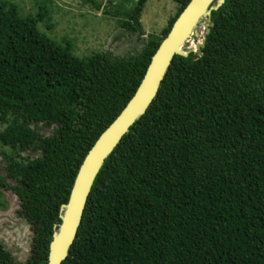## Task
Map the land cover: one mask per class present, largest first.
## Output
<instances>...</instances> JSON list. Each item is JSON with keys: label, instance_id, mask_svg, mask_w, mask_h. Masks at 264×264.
I'll use <instances>...</instances> for the list:
<instances>
[{"label": "trees", "instance_id": "16d2710c", "mask_svg": "<svg viewBox=\"0 0 264 264\" xmlns=\"http://www.w3.org/2000/svg\"><path fill=\"white\" fill-rule=\"evenodd\" d=\"M137 0L123 26L145 36L126 56L81 59L42 32L41 8L21 17L0 1V143L39 150L10 162L7 187L33 231L16 262L47 264L86 153L141 82L160 33H146ZM211 5L202 55H174L156 96L104 160L62 264H264V0ZM51 28V26H50ZM205 29V31H206ZM54 127L48 137L39 125Z\"/></svg>", "mask_w": 264, "mask_h": 264}, {"label": "rangeland", "instance_id": "374dc122", "mask_svg": "<svg viewBox=\"0 0 264 264\" xmlns=\"http://www.w3.org/2000/svg\"><path fill=\"white\" fill-rule=\"evenodd\" d=\"M15 4L21 17L35 16L41 8L47 18L38 23L39 29L55 42L72 44L73 53L81 59L92 54L110 51L116 56H126L138 51L145 36L131 33L123 23L129 20L137 0H0ZM178 10L173 0H148L141 14V24L146 33H160ZM51 26V28H50ZM207 23L194 28L183 44L184 52L197 50L205 34ZM0 122V132L7 126ZM54 127L39 125L41 137L51 135ZM40 156L39 150L12 149L0 143V173L6 186L15 181L6 177L10 162L26 164ZM20 201L7 187L0 188V243L16 262L29 258L33 231L21 216Z\"/></svg>", "mask_w": 264, "mask_h": 264}, {"label": "water", "instance_id": "95a60500", "mask_svg": "<svg viewBox=\"0 0 264 264\" xmlns=\"http://www.w3.org/2000/svg\"><path fill=\"white\" fill-rule=\"evenodd\" d=\"M214 1H217L215 8H218L225 0H190L187 3L152 55L132 97L86 153L77 171L68 200L63 205L64 211L59 229L53 234L49 244L47 264H62L66 259L81 222L87 197L104 160L136 118L143 115L149 107L174 55L187 56L188 52H184L182 46L199 20L208 15ZM208 32L209 29H206L201 43L197 45L194 59L202 55L201 49L204 47Z\"/></svg>", "mask_w": 264, "mask_h": 264}]
</instances>
